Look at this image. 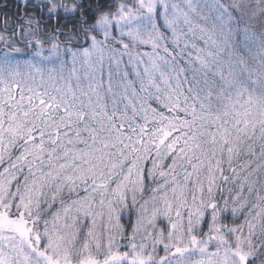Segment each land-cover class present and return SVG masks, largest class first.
Wrapping results in <instances>:
<instances>
[{"label": "snow or ice", "instance_id": "1", "mask_svg": "<svg viewBox=\"0 0 264 264\" xmlns=\"http://www.w3.org/2000/svg\"><path fill=\"white\" fill-rule=\"evenodd\" d=\"M21 7L0 264H264V0Z\"/></svg>", "mask_w": 264, "mask_h": 264}, {"label": "flooded vegetation", "instance_id": "2", "mask_svg": "<svg viewBox=\"0 0 264 264\" xmlns=\"http://www.w3.org/2000/svg\"><path fill=\"white\" fill-rule=\"evenodd\" d=\"M22 11V7L19 10L17 9V0H0V19H2L5 12L18 15Z\"/></svg>", "mask_w": 264, "mask_h": 264}, {"label": "trees", "instance_id": "3", "mask_svg": "<svg viewBox=\"0 0 264 264\" xmlns=\"http://www.w3.org/2000/svg\"><path fill=\"white\" fill-rule=\"evenodd\" d=\"M32 9H29V11H31ZM9 17L12 19V20H15L17 16L21 15V13H19L18 15H15L13 13H10L8 14ZM125 223H127V220H125Z\"/></svg>", "mask_w": 264, "mask_h": 264}, {"label": "rangeland", "instance_id": "4", "mask_svg": "<svg viewBox=\"0 0 264 264\" xmlns=\"http://www.w3.org/2000/svg\"><path fill=\"white\" fill-rule=\"evenodd\" d=\"M18 59H20L21 61H23L24 57H18ZM21 71H24V72H26V71H27V69H25V68H22V69H21Z\"/></svg>", "mask_w": 264, "mask_h": 264}]
</instances>
